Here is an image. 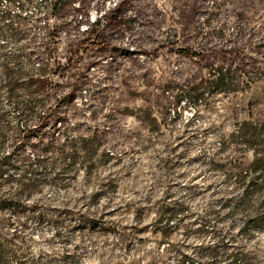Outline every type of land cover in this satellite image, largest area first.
<instances>
[{"label":"rangeland","instance_id":"obj_1","mask_svg":"<svg viewBox=\"0 0 264 264\" xmlns=\"http://www.w3.org/2000/svg\"><path fill=\"white\" fill-rule=\"evenodd\" d=\"M39 79L51 119L10 144L19 84ZM0 84V199L21 192L0 211L5 264H264V171L233 208L264 165V0H0ZM54 139L77 153L57 182ZM40 160L45 175L24 172Z\"/></svg>","mask_w":264,"mask_h":264},{"label":"trees","instance_id":"obj_2","mask_svg":"<svg viewBox=\"0 0 264 264\" xmlns=\"http://www.w3.org/2000/svg\"><path fill=\"white\" fill-rule=\"evenodd\" d=\"M63 2H68L71 3L72 0H60ZM80 2H78L79 4ZM116 4H119L116 3ZM113 4L110 7H107L106 10L102 11V13L100 12V16L96 18V20L92 23V24H88L87 27L81 32V34H86V36H84L80 41L82 43V46L85 47H90L93 44H97V43H102V27L104 26V24H106L109 20H110V15H113L114 11L117 10V8L120 6H118L117 8H115V5ZM2 34V33H1ZM79 53L76 56V54H74V56H72L71 58H69V60L67 61V64L64 66L67 70L71 68V66L73 65V62L75 60H77L79 58ZM86 79V74L84 73V75H81V79H79L78 81H85ZM222 80V78H220V81ZM37 83L36 85V89H32L31 87L33 86V82L27 83V82H21L19 84V87H21V89L24 91H26L29 99L23 100V101H14V105H13V109L16 111V119L22 121L21 122V128L18 129L17 133L15 134L14 137H11L10 140V144H16V143H23V142H27L30 138V136L32 135V128H31V123L33 120L36 119L35 123L38 124V126L36 128H42L44 125L48 124V122L51 119V115L53 113L54 109H51V107H48L46 109H44L42 111L41 115L36 114V106H38V104H41L42 100H33L31 98L32 94L34 92H40V94L43 93L44 87L47 86L46 82L42 79L36 80L35 81ZM1 86V84H0ZM80 92V89L79 91ZM58 106V105H57ZM3 114H0V121L2 119ZM41 129H38V131H40ZM39 134H44L43 132L39 133ZM7 137L5 134V131L2 128V125L0 124V152L2 151V149L4 148V145L7 143ZM8 140V141H9ZM56 140H50L48 142L45 143L43 151L47 152V151H53L58 155L57 160L55 161L56 163H61L63 166L65 165V167H62L60 169L59 173H56V175L53 178V181L57 182L59 180H62V174L64 173V171H66L68 164H73L76 161L77 158V153L72 150L71 153L69 154H63V152L61 151V149H58L56 147ZM68 160L70 163L66 164L65 160ZM10 157L7 155H0V178H2V174L4 172L3 166H7L10 163ZM27 164V163H26ZM49 164L52 163H47L44 164V161L40 160V161H35L34 165L35 167H32V163H29V165H26V168L24 170L25 173H29L30 175L32 174H39V175H45L46 172H44L42 170V168H44L45 166H48ZM36 167H39L40 170L38 171V169ZM262 171H264V165L260 162V159L257 158V155L255 154V159L251 162V167L249 168V173L254 175L253 178H251L249 180L248 185H246L243 193L233 202V208L235 211H241L244 210L245 207L247 206V204L253 199V195H254V191H255V187L257 186V179L260 178L259 173H262ZM247 173V172H246ZM10 176L7 175V178L5 179V182H7ZM33 186V184H25L23 185V188L25 190H29L31 187ZM21 193V192H20ZM20 193L15 194L11 197L8 196H4L3 198L0 199V211L2 210H14L15 208H18L21 206V195ZM261 219H264V216L261 217H257L251 220L254 221H260ZM248 220L243 221V225L246 224ZM244 227V226H243ZM15 256L16 252L11 251L9 253V256ZM6 253H2V256L0 258L1 260V264H5V262H7V258H6ZM239 258H245L246 255L245 254H239ZM16 260H15V264H21V262L19 261L20 256L17 255V257L15 256ZM180 264H185V261L182 260L180 261Z\"/></svg>","mask_w":264,"mask_h":264}]
</instances>
